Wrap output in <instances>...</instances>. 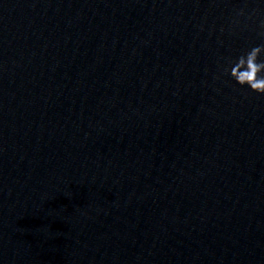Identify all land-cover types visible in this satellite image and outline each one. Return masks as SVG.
<instances>
[{
	"label": "clouds",
	"instance_id": "1",
	"mask_svg": "<svg viewBox=\"0 0 264 264\" xmlns=\"http://www.w3.org/2000/svg\"><path fill=\"white\" fill-rule=\"evenodd\" d=\"M238 15H244L241 9ZM260 35L264 37V23ZM264 44L251 47L231 62L225 71L241 87L247 86L252 92L264 95Z\"/></svg>",
	"mask_w": 264,
	"mask_h": 264
}]
</instances>
